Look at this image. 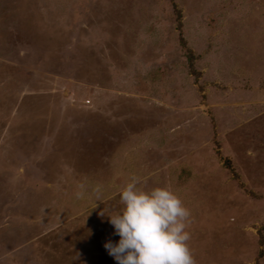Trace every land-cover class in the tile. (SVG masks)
Returning a JSON list of instances; mask_svg holds the SVG:
<instances>
[{"label":"rangeland","instance_id":"1","mask_svg":"<svg viewBox=\"0 0 264 264\" xmlns=\"http://www.w3.org/2000/svg\"><path fill=\"white\" fill-rule=\"evenodd\" d=\"M133 176L264 264V0H0V264H116Z\"/></svg>","mask_w":264,"mask_h":264},{"label":"clouds","instance_id":"2","mask_svg":"<svg viewBox=\"0 0 264 264\" xmlns=\"http://www.w3.org/2000/svg\"><path fill=\"white\" fill-rule=\"evenodd\" d=\"M122 207L98 213L107 217L119 239L103 244L116 264H195L186 230L190 212L167 187L147 191L133 176L119 193ZM79 253H75L74 262Z\"/></svg>","mask_w":264,"mask_h":264}]
</instances>
